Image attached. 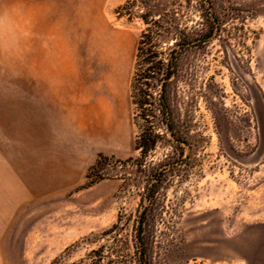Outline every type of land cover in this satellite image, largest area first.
<instances>
[{"label":"rangeland","instance_id":"374dc122","mask_svg":"<svg viewBox=\"0 0 264 264\" xmlns=\"http://www.w3.org/2000/svg\"><path fill=\"white\" fill-rule=\"evenodd\" d=\"M125 1L0 0V264H87L118 218L132 231L143 26L116 13ZM217 19L177 84L188 144L161 197L167 264H264V0H217ZM202 23L192 12L189 27Z\"/></svg>","mask_w":264,"mask_h":264},{"label":"trees","instance_id":"16d2710c","mask_svg":"<svg viewBox=\"0 0 264 264\" xmlns=\"http://www.w3.org/2000/svg\"><path fill=\"white\" fill-rule=\"evenodd\" d=\"M186 1L190 5L191 0ZM197 5L187 6L184 12L178 8L179 0H126L116 10L119 16L129 21L137 19L143 26L130 83L136 129L134 151L139 157L125 162H134L137 169H145L140 172L143 193L131 233H125L118 218L97 238L106 242L87 255V264H167L164 259L173 236L168 227L166 231L158 230L159 224L164 225L161 197H165L174 171L186 164L183 153L188 144V129L181 121L177 101V84L187 52L209 43L221 29L217 27V0H197ZM192 12L201 13L202 28L189 27ZM191 104L196 110L197 97ZM173 148L176 155L165 153L154 160L157 149L168 152ZM100 170L97 160L87 178Z\"/></svg>","mask_w":264,"mask_h":264},{"label":"crops","instance_id":"0c3cea01","mask_svg":"<svg viewBox=\"0 0 264 264\" xmlns=\"http://www.w3.org/2000/svg\"><path fill=\"white\" fill-rule=\"evenodd\" d=\"M55 1H53V3H54ZM41 7L43 8V9H47V7L43 4H41ZM52 9H54L55 7H54V5L51 7ZM54 21L53 22H51L50 24H53V25H58L59 24V22H56L55 21V17H53L52 18Z\"/></svg>","mask_w":264,"mask_h":264}]
</instances>
